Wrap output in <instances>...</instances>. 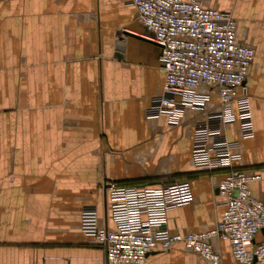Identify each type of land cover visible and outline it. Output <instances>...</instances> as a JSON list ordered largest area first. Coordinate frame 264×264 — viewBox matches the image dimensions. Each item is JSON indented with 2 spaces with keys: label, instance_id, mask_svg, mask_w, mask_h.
<instances>
[{
  "label": "crops",
  "instance_id": "crops-1",
  "mask_svg": "<svg viewBox=\"0 0 264 264\" xmlns=\"http://www.w3.org/2000/svg\"><path fill=\"white\" fill-rule=\"evenodd\" d=\"M202 3L230 12L237 43L254 49L244 81L253 136L242 138L236 122L223 132L237 142L235 166L260 175L249 188L264 203V0ZM146 33L129 0H0V264H106L79 218L95 210L113 228L107 181L187 180L192 199L168 212L171 232L220 219L223 172L191 160L194 128L219 109L217 89L202 87L209 100L175 125L156 116L165 73ZM211 245L220 264H243L229 242ZM140 264L212 263L177 242Z\"/></svg>",
  "mask_w": 264,
  "mask_h": 264
},
{
  "label": "built area",
  "instance_id": "built-area-1",
  "mask_svg": "<svg viewBox=\"0 0 264 264\" xmlns=\"http://www.w3.org/2000/svg\"><path fill=\"white\" fill-rule=\"evenodd\" d=\"M145 27L142 35L159 49L165 73L156 116L177 124L186 107H202L209 100L202 87H215L219 109L192 133L191 160L196 170L226 169L218 191L224 210L211 228L171 232L168 212L192 199L187 180L163 185L104 183L107 212L113 228L101 226L95 210L80 214V231L104 250L106 264H140L152 251L173 243L201 255L212 264L220 256L211 240L229 242L232 255L243 264H264V203L250 192L260 175L235 166L237 142L228 140L224 126L236 122L242 138L253 136L250 99L244 81L254 49L238 44L230 12L207 7L202 0H129Z\"/></svg>",
  "mask_w": 264,
  "mask_h": 264
},
{
  "label": "trees",
  "instance_id": "trees-1",
  "mask_svg": "<svg viewBox=\"0 0 264 264\" xmlns=\"http://www.w3.org/2000/svg\"><path fill=\"white\" fill-rule=\"evenodd\" d=\"M213 171H221V172H225L226 169H219V170H213ZM197 173H194V174H190V175H181V176H177V178H185V177H189V176H193V175H196ZM149 184L145 179H139V180H134V181H130V182H127L125 184H128V185H134V184ZM119 184H124V183H119Z\"/></svg>",
  "mask_w": 264,
  "mask_h": 264
},
{
  "label": "water",
  "instance_id": "water-1",
  "mask_svg": "<svg viewBox=\"0 0 264 264\" xmlns=\"http://www.w3.org/2000/svg\"><path fill=\"white\" fill-rule=\"evenodd\" d=\"M264 232V230H262Z\"/></svg>",
  "mask_w": 264,
  "mask_h": 264
},
{
  "label": "rangeland",
  "instance_id": "rangeland-1",
  "mask_svg": "<svg viewBox=\"0 0 264 264\" xmlns=\"http://www.w3.org/2000/svg\"><path fill=\"white\" fill-rule=\"evenodd\" d=\"M82 212H83V211H82ZM82 212H81V213H82Z\"/></svg>",
  "mask_w": 264,
  "mask_h": 264
}]
</instances>
